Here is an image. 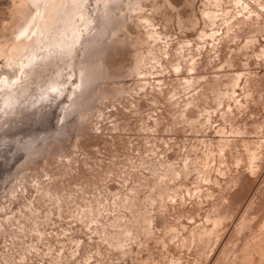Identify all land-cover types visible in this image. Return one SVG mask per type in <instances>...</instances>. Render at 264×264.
<instances>
[{
	"label": "rangeland",
	"instance_id": "374dc122",
	"mask_svg": "<svg viewBox=\"0 0 264 264\" xmlns=\"http://www.w3.org/2000/svg\"><path fill=\"white\" fill-rule=\"evenodd\" d=\"M56 1L0 0V65L70 47V55L47 61L31 93L35 84L59 79L63 103L83 98L89 113H102L107 123L100 122L99 132L71 122L61 127L62 105L40 118L29 115L23 100L14 112L0 111V138L11 142L0 144V208L8 209L0 213V264H12L22 246L34 243L20 226L31 228L40 207L49 213L40 217L43 259H68L72 240L85 236L80 217L72 219L80 209L96 218L93 232L111 244L110 251L101 245L110 264H264V170L258 163L252 174L247 163L252 153L264 156L259 48L241 54L239 36H233L237 44L229 40L223 19L203 18L202 11H227L203 7L215 0H179L173 7L184 14L183 30L171 23L159 29L172 37L166 67L158 60L164 45L148 43L140 23L155 0H109L107 10L104 0H87L85 9L74 6L77 0ZM45 2L46 22L36 15L29 24ZM163 15L161 9L157 16ZM24 28L30 30L16 39ZM176 62L182 74L169 73ZM2 101L0 94V107ZM5 131L11 136L3 137ZM36 159L64 176L51 190L62 203L43 194L32 203ZM5 233L16 243L5 244ZM87 258L85 251L80 259Z\"/></svg>",
	"mask_w": 264,
	"mask_h": 264
},
{
	"label": "snow or ice",
	"instance_id": "6c2138e0",
	"mask_svg": "<svg viewBox=\"0 0 264 264\" xmlns=\"http://www.w3.org/2000/svg\"><path fill=\"white\" fill-rule=\"evenodd\" d=\"M179 3V0H165L164 4H160L159 0H155L154 7L151 12L147 13V18L140 21L141 25L144 28V32L147 34V42L152 43L159 41L160 44L164 45V48L161 49L159 53L158 60L160 63L165 64L170 59L166 55L168 49L167 44L172 39L171 36H164L159 33L161 24L167 26L169 23L172 25H178L183 30V24L185 23L183 19V12L180 9L173 7L175 4ZM233 5L235 12L233 14ZM40 3H34L32 7L39 8ZM77 8L85 9L89 5L87 0H77L74 5ZM99 3L97 7H99ZM44 7H48V4L45 2ZM111 7L109 0H104V8L107 10ZM127 7L134 8L137 13L145 14V8H142L139 4H129ZM181 7L186 8L187 4H182ZM204 8L212 7L216 9H227V11H217L214 15L208 11H202L201 15L205 20L214 19L220 20L223 19L225 24L222 27H227L229 29L228 38L232 41L233 44H237L236 40H233V36H239L240 42H242L241 54H244L245 51L251 53L255 52L259 48V52L255 56V59L261 64L264 65V0H250V2H244V0H231L229 4H225L223 0H215V3L211 5H204ZM161 9L164 10L163 18L157 16L160 13ZM240 9H243L241 11ZM36 13L32 16V20L29 21V24L35 21ZM169 17L171 18L169 20ZM229 17H231L229 19ZM29 28H24L19 35L16 36V39H20L21 36L26 34L29 31ZM220 35L219 33L213 32L212 36L216 37ZM247 37V38H245ZM200 39H205L204 33H201ZM181 51L185 45H181ZM191 47V45H187ZM41 52L44 49L40 50ZM199 51V49H197ZM71 54V48H50L48 50V56L45 57L40 53L33 52L28 58L27 63L21 62L19 64L14 63L12 60L6 61L3 65H0V94H3L2 107L0 111L8 114L14 112L19 106L20 101L23 100L25 108L30 107V116H39L43 118L45 115V110L49 107L60 106L62 105V115L60 117V126L64 127L66 122L74 123L81 130L87 131L89 129L94 131H101L102 125L101 121H105L103 114L96 115L95 112L89 113L88 108L91 106H85V100L82 98L79 103H77L73 97H68L69 103H63L62 97L66 95L64 88L65 85L60 82L59 79L50 78L46 83L35 84L36 94L32 95L31 89L34 87L37 74H42V67L46 66L48 60L56 55L68 56ZM157 60H153V64H157ZM192 64H195V61H192ZM163 68H161V72ZM169 73L175 72L177 74H182L184 71V66L180 62H176L175 67H168ZM189 73L193 72L191 66L187 67ZM187 83V81H186ZM79 88V85L77 86ZM29 96H31V103L29 105ZM264 104V81H262V91H261V101ZM79 118V119H77ZM11 136L10 133L5 131L3 137ZM10 140L6 138H0V144L4 146L10 145ZM60 163L63 164V156H61ZM248 171L252 174H255L257 171L256 165L259 163L262 170H264V156H261L259 160L257 159L255 153L250 154V159L248 160ZM34 166L36 170V179L33 180L32 191H33V201L36 203V200L39 199V196L43 194L45 200H57L60 201L59 196L52 195V188L54 184L58 183L59 180L64 178L63 175L59 173L49 172L47 166H41L39 159L34 161ZM70 166V164H69ZM67 172L65 171L64 175ZM79 183V182H77ZM84 185L81 183L80 188H83ZM48 189L45 192V189ZM59 189L57 188V192ZM7 198V197H6ZM37 207H40L37 205ZM7 208H0V213H6ZM49 213L40 207L39 212H35L32 219L28 221L31 228H24L21 225V230L28 232L31 235L34 243L24 245L21 247V250L16 254L19 256L18 260H13L12 264H110V261L107 257L101 258L104 253V248L101 245H106L108 250H111V244H108L107 239L104 238V234L96 231L93 232L94 225H97V220L94 216L87 214L86 210L77 209L73 214L72 219H76L77 216L80 217V223L86 225L84 232L85 236H82L81 239H73L71 244V254L68 256V259H60L59 261H52L51 259H43L41 256L42 253V244L43 240L40 232V217L43 216L44 220L48 219ZM63 215V212H61ZM6 219H10L6 217ZM91 234V235H89ZM67 235V234H65ZM101 236L102 239L97 241L96 236ZM37 237H41L40 240H37ZM15 236H9L5 233L4 242L8 244L9 241H12L13 244L16 243ZM24 240L28 239V236L23 237ZM96 247L99 249L96 252H92L91 248ZM49 252L43 253L44 256H49ZM87 251L88 258L80 259V256L83 252ZM65 252L63 245L60 246V253ZM60 253H55V255H60ZM7 264V262H5ZM148 264H153L152 261H149ZM176 264V262H173Z\"/></svg>",
	"mask_w": 264,
	"mask_h": 264
},
{
	"label": "bare ground",
	"instance_id": "6f19581e",
	"mask_svg": "<svg viewBox=\"0 0 264 264\" xmlns=\"http://www.w3.org/2000/svg\"><path fill=\"white\" fill-rule=\"evenodd\" d=\"M56 2H57L56 0H51L49 5H55ZM47 9H48V7H43L42 14L39 15L38 22L41 24H44L46 22V15L48 12Z\"/></svg>",
	"mask_w": 264,
	"mask_h": 264
}]
</instances>
